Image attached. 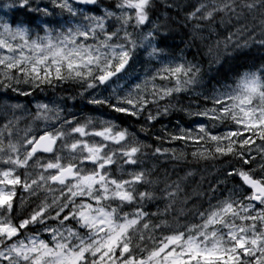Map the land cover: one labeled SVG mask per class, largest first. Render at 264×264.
Here are the masks:
<instances>
[{
    "label": "clouds",
    "instance_id": "clouds-1",
    "mask_svg": "<svg viewBox=\"0 0 264 264\" xmlns=\"http://www.w3.org/2000/svg\"><path fill=\"white\" fill-rule=\"evenodd\" d=\"M261 119L264 0H0V264H264Z\"/></svg>",
    "mask_w": 264,
    "mask_h": 264
},
{
    "label": "snow or ice",
    "instance_id": "snow-or-ice-1",
    "mask_svg": "<svg viewBox=\"0 0 264 264\" xmlns=\"http://www.w3.org/2000/svg\"><path fill=\"white\" fill-rule=\"evenodd\" d=\"M103 79V77H102ZM118 111H126V109L124 108H120L118 109ZM258 124H264V119H261L260 121H251L250 122V126L251 127H257ZM231 135H234V133H230ZM258 135H261V136H264V131H260L258 130ZM248 179V178H246ZM12 181H9V183H11ZM249 183H252V184H255L256 182L249 179ZM10 234L12 232H15V229H10ZM238 246H243L241 242H237ZM157 253H154V255H156ZM171 255V254H170ZM196 255H201V256H204V257H209V256H219L221 261H222V264H232V262L234 261V257L228 253V254H225V253H193V255L188 259V260H183V259H175V260H172L171 264H191V259H194ZM73 264H75V262H73Z\"/></svg>",
    "mask_w": 264,
    "mask_h": 264
}]
</instances>
